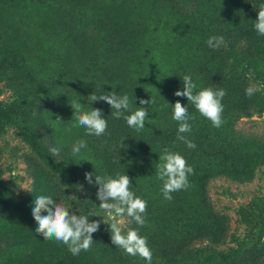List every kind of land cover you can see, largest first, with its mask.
Instances as JSON below:
<instances>
[{"label":"rangeland","instance_id":"374dc122","mask_svg":"<svg viewBox=\"0 0 264 264\" xmlns=\"http://www.w3.org/2000/svg\"><path fill=\"white\" fill-rule=\"evenodd\" d=\"M232 1L3 0L0 3V59L5 50H12L24 60L28 71L53 78L62 104L56 113L51 109L45 112L49 133L46 142L52 141L69 160L93 170L112 168L120 155L106 147L112 139L123 141V151L119 149L121 159L129 160L146 149L159 162L162 150L171 148L160 140H152V131L148 129L164 125L178 131V122L172 118L177 100L195 116L194 121H189L192 131L182 135L192 134L197 140L209 138L212 143H203L206 150L223 146L231 154L228 160L207 157L188 163L195 170L189 176L191 187L172 193L171 201L164 199L156 167L144 171L143 166H138L136 174L140 175L132 182V189L148 201L146 223L140 229L148 243L168 240L171 246L188 243L197 246L193 236L196 230L205 228L203 232L208 237L201 243L215 248L212 256L201 260L171 263L153 260L152 264H264V38L257 35L256 55L251 57L250 51L241 52L246 50L245 41L236 47L233 38L227 39L233 36L231 30L211 32L218 28V23L229 29L246 24L229 8L227 15L211 17L209 10L214 15L220 14L214 6H232ZM204 13L209 18L202 16ZM210 36L224 37L220 51L208 47ZM210 52L215 57L210 58ZM186 74L197 84L194 92L208 87L203 78L210 75L214 82L211 86L226 89L229 101L238 95L247 79L256 87L260 105L239 116L224 111L225 123L215 128L186 97L174 95L177 89H183L182 77ZM20 86L21 79L13 71L0 68L2 106L22 99L23 93L17 90ZM113 90L130 97L132 110L141 107L140 98L155 99L154 105H148L149 119L143 130L130 128L123 118L114 119L106 102L91 104L88 99L92 93L99 96ZM73 101L80 102L85 111L92 107L103 109L104 117L111 123L107 132L99 137L87 136L85 128L73 127L76 123ZM1 128L0 264H147L117 248L111 236L104 233L103 220H108V216L99 209L101 201L96 198L98 187L94 183L79 182L77 191H72L54 176L55 183L51 185L46 164L22 127L11 122ZM78 139L86 140L87 148L79 156H73L71 148ZM132 170L133 173L135 169ZM110 171L114 176L117 173ZM54 192L61 199H53L66 202L78 215H87L89 211L98 214L90 217L102 221L100 230L93 234L90 251L73 256L63 243L44 240L35 232L32 201L36 195ZM202 201L211 214L223 220V234L218 233L219 226L200 219ZM86 204L84 213L81 205ZM122 219L127 227H137L130 218Z\"/></svg>","mask_w":264,"mask_h":264},{"label":"clouds","instance_id":"9594fccd","mask_svg":"<svg viewBox=\"0 0 264 264\" xmlns=\"http://www.w3.org/2000/svg\"><path fill=\"white\" fill-rule=\"evenodd\" d=\"M254 28L258 35L264 36V4L258 8ZM223 44V36H210L207 40L208 47L214 50H218ZM182 81L183 89H177L174 95L186 97L200 115L211 121L213 127H222L225 123L222 101L227 95L226 89L208 86L194 92L197 84L190 75H184ZM256 90L254 85H249L245 89V95L251 98ZM88 99L91 104L96 101L109 104L112 109L111 116L114 119L123 118L127 125L137 132L145 128V122L149 119L148 105L156 103L153 97L151 100L140 98L141 107L132 110L130 97L127 94L118 95L114 90L110 94L99 96L92 93ZM71 106L74 109L76 121L73 127L85 128L87 136L99 137L107 132L108 120L104 117L103 109L92 107L85 111L82 104L76 101L71 102ZM128 112L131 114L126 115L125 113ZM172 118L179 125L177 139L184 142L189 149H195V142L182 135L192 131V124L189 121L195 120V116L189 114L188 106L177 100L173 105ZM86 148L87 141L78 139L73 144L71 153L73 156H79L82 149ZM60 151L61 149L57 146L49 148L50 154L55 158L60 155ZM194 174V167L188 164L184 155L167 147L162 150L159 163L156 165V176L162 181L161 191L164 199L171 201L172 193L189 189L191 187L189 176ZM85 179L89 184L98 185L96 198L101 201L99 209L108 216V220H103V222L109 225L108 231L111 234L112 244L122 249L127 255L139 256L147 264H152L153 252L148 238L140 234V229L146 223L148 201L132 190V178L128 174L117 172L114 177L96 175L95 180H93L92 173H86ZM23 189L31 192L29 188ZM32 205V216L37 225L35 232L42 235L44 240L63 243L73 256H78L81 251L91 250L94 241L93 234L100 230L102 222L90 219L98 215L95 211H89L87 215H78L71 210L69 204L64 201L57 202L52 195H36ZM125 216L134 221L137 227H127L122 219Z\"/></svg>","mask_w":264,"mask_h":264},{"label":"trees","instance_id":"16d2710c","mask_svg":"<svg viewBox=\"0 0 264 264\" xmlns=\"http://www.w3.org/2000/svg\"><path fill=\"white\" fill-rule=\"evenodd\" d=\"M2 1L3 0H0V3ZM232 2L234 3H232V6H228L226 4L214 6L220 12V14L214 15L209 10L211 17L218 18L217 16H221L223 14L227 15V11L229 8L236 13V18H243L246 24L244 25L243 23H241L240 25L236 26L235 29H229V27L224 23H218L216 25L218 28H215L214 30H212L209 26L208 27L214 34H217V29L220 33L229 32V30H231L233 36H227V39L233 38L234 43L233 40L232 43L236 47H240V44L245 41L246 44H244L248 48L245 47L244 49L246 50L241 52L248 54L245 51H250V55L251 57H253L256 55V48L258 47L256 45V37L258 34L254 28V24L255 20L258 17V8L261 4H264V0H233ZM205 14L206 13H204L202 16H206V18H209L207 16L209 14ZM262 38H264V36H262ZM262 38L261 40H263ZM251 45L252 49L250 48ZM212 50L214 51V49ZM220 50L221 47L216 51ZM12 52V50H5L2 53L0 59V68H3L5 71H13L14 75L18 76V78L21 79L22 86H20V88H17V90L23 94L22 99H20L18 102H13L12 104L7 106H2L0 103V129H2L1 126L3 124H8L11 122H17L22 127L23 131L28 137L31 146L38 152V156L42 157L43 162L46 164V169L48 171L47 173L52 177V179L49 178V182L51 183V185H53V178L54 176H56L58 177L57 180L60 183H63L67 186L68 190L77 191V183H88V181L85 179L86 173H92L93 180H95L96 175H111L114 177L110 170L117 171L122 174H128L132 178V182H134L138 175H140L136 174L138 171V166H143L144 171H148V168L156 167L159 162L156 163L155 157L152 152L146 149H143L139 156L132 155L129 160L121 159L123 157L122 153L120 152V150L123 151L121 149L122 143L118 142V140H110V138V142H108L109 144H106V147H110L112 150H115L117 153H120V155L116 158V162L114 165L115 167L113 166L112 168H109L110 170L105 168H101L100 170L86 168L85 166L80 165L74 160H69L62 150L60 151V155L58 157H53L49 152V148L55 146V144L52 143V141L50 140L46 142V136L48 138L49 133L48 127L46 125L45 112L48 109H51L54 113H56L60 109V105L62 104V95L56 91L54 87L55 82L52 77L47 79L44 76H38L37 74H34V72L32 73L30 70L28 71L24 64V60L21 57H17V54L15 52L13 53H15L16 56ZM241 52L238 53L241 54ZM209 57H215V53L213 54V56H211L210 52ZM204 71H207V69L205 68ZM203 79L205 80L207 86H211L214 83L213 80L210 78V75L204 76ZM248 84L250 85V83L247 82L246 79L244 87L238 92V95L236 97L232 98L233 100L229 101L226 97H224L222 101L224 104V111L230 114V116H234V113L236 114V116L247 114L248 109L255 105H260V102L258 100L259 97L256 93L251 98L245 95V89L249 86ZM254 96L257 98V100ZM36 107L38 108L37 110H35ZM108 126H111L109 120ZM163 126L164 125L148 129L152 131L150 133L152 140H160L161 142L169 145L172 151H178L182 155H184L187 159V162L190 164L194 162H200L207 157H214L223 160H228L231 157V154H229L228 150L223 146H219V148L213 150H206L203 147V143L204 141L212 143L211 139L206 138L203 140H197V138H193L192 134H186L184 136L188 140L194 141L196 144L195 149H189L184 142L177 139L178 131L176 128H167L165 126L164 128ZM143 137L147 139L146 136ZM104 141H106L105 137ZM126 153L128 152H125V154ZM147 161H149L148 164ZM132 168L135 169L133 173ZM102 170L104 172H102ZM135 174L137 176H135ZM96 186L98 187V185ZM202 191H204V188H202ZM52 196L53 198L55 197L57 199H61V196L59 194H55V192ZM81 206L82 211L85 213L88 204ZM201 208L203 210L199 209L202 212L199 215L200 219L203 217V220L208 224L213 223L219 226L217 231L219 234H223V232L225 231L223 220H219L215 215L211 214L209 212L210 209H207L206 203H204L203 201L201 204ZM173 210L174 209L172 208L171 211ZM104 225V233L111 236L110 232L108 231L109 225ZM204 230L205 228H199L198 230H196V233L193 236V238L197 239L198 241L197 246L191 245L189 243L186 246H184V244H180L178 246H171L172 244H169L168 240H163L161 242L154 243L150 241L149 246L151 247L153 252V260L158 262L171 263L174 261H183L187 259L201 260L205 256H212L211 253L215 252L214 246L209 243H201L202 240L205 239L204 237H208L203 232ZM136 257L140 258L139 256Z\"/></svg>","mask_w":264,"mask_h":264}]
</instances>
